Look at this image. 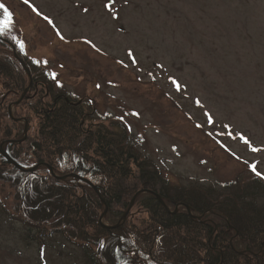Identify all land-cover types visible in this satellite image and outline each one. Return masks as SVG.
<instances>
[{
  "label": "rangeland",
  "instance_id": "rangeland-1",
  "mask_svg": "<svg viewBox=\"0 0 264 264\" xmlns=\"http://www.w3.org/2000/svg\"><path fill=\"white\" fill-rule=\"evenodd\" d=\"M29 2L32 7L0 0L14 17L4 36L42 71L55 73L61 93L93 102L86 126H125L134 145L179 187L242 188L264 180L250 169L256 164L264 173V0ZM26 104L11 106L10 116L29 123L16 119L10 127L22 134L27 126L33 135L38 118L21 110ZM7 132L0 152L8 149ZM16 192L0 181V264H89L82 248L60 234L46 238L40 251L21 221ZM255 203L264 205L263 194ZM133 215L135 226L141 216Z\"/></svg>",
  "mask_w": 264,
  "mask_h": 264
},
{
  "label": "trees",
  "instance_id": "trees-1",
  "mask_svg": "<svg viewBox=\"0 0 264 264\" xmlns=\"http://www.w3.org/2000/svg\"><path fill=\"white\" fill-rule=\"evenodd\" d=\"M4 18L0 10V27ZM10 45L16 46L31 72V90L37 93L28 98L27 92L14 106L20 108L27 101L21 110L38 118L35 133L29 135L28 130L18 148L15 141L23 138L24 129L21 134L10 125L20 122L16 119L29 123V118L13 119L9 107L28 88L29 77ZM1 48L10 53L0 51V81L5 89L0 135L8 131L6 153L22 169L39 168L25 172L0 152V181L15 187L21 221L40 251L46 238L60 234L82 248L89 264H264V205L255 203L259 195L264 197V180L255 179L242 188L233 183L222 189L173 185L134 145L125 126L109 128L100 122L86 126L85 112L94 109L93 102L79 103L69 92L61 93L56 79L4 34ZM39 85L41 90L34 89ZM81 178L91 182L101 197ZM105 205L107 213L101 219ZM132 215L141 216L135 226Z\"/></svg>",
  "mask_w": 264,
  "mask_h": 264
},
{
  "label": "snow or ice",
  "instance_id": "snow-or-ice-1",
  "mask_svg": "<svg viewBox=\"0 0 264 264\" xmlns=\"http://www.w3.org/2000/svg\"><path fill=\"white\" fill-rule=\"evenodd\" d=\"M24 4L26 5H29V7H32L29 0H23ZM0 10H2L4 12V16L5 18L3 19L2 21V27H0V35L4 34L5 32L11 30L12 28V25H13V21H14V17H13V14L12 12L3 4V3H0ZM33 11H36L35 8H33ZM39 14V13H37ZM45 20H48V17H44ZM49 23H51V21H49ZM59 35V33H58ZM60 39L63 40L64 37L61 35L60 36ZM23 42H21V47H23ZM37 63H40L39 61ZM45 65L47 64L46 61L43 62ZM52 79H56V74L53 73L52 75ZM173 84L176 86L177 90L180 89V84H178L175 80L173 81ZM245 143L247 144L248 141L245 140ZM223 147V145H222ZM254 152H258L260 151L259 149H253ZM250 169L251 171L258 177H260L261 179H264V173H262L261 171H258L257 170V165L256 164H251L250 165Z\"/></svg>",
  "mask_w": 264,
  "mask_h": 264
},
{
  "label": "water",
  "instance_id": "water-1",
  "mask_svg": "<svg viewBox=\"0 0 264 264\" xmlns=\"http://www.w3.org/2000/svg\"><path fill=\"white\" fill-rule=\"evenodd\" d=\"M17 57V56H16ZM18 58V57H17ZM19 61H20V63L23 65V67H24V69H25V71H26V73H27V75H28V77H29V86H28V88L24 91V93H23V95H22V97L20 98V100L16 103V105L17 104H19L22 100H23V96H25V94L30 90V88H31V86H32V77H31V73H30V71H29V69L26 67V65H25V63L21 60V59H19ZM11 107H9V114H11ZM27 132H28V127L26 126V128H25V130H24V134H25V136H26V134H27ZM25 138V137H24ZM2 155L11 163V164H13L14 166H16V167H18L19 169H21V170H23V171H26V172H28V170L27 169H22L6 152H4L3 150H2ZM39 167V165H37L36 167H35V169L36 168H38ZM50 170H51V168H50ZM31 172L32 171H34V169L32 170H30ZM73 177H75V176H73ZM76 178H79V176H76ZM81 179H83L85 182H87L89 185H91L92 187H93V185L91 184V182H89L88 180H86V179H84V178H81ZM94 189L96 190V192H97V194L99 195V197H101V195H100V193L98 192V190L94 187ZM137 197V194L133 197V199H132V201H131V203H130V206H129V208H128V211L123 215V218H122V220H125L126 219V217H127V215H128V213H129V210L132 208V206H133V204H134V200H135V198ZM156 197L158 198V200H159V202H161V204L163 205V206H165V208L166 209H168L167 208V206L165 205V203L163 202V200L161 199V197L159 196V195H156ZM102 200V202L105 204V202H104V200L103 199H101ZM106 206V205H105ZM188 210H189V212H190V208H188ZM106 213H107V206H106V209H105V211H104V213H103V215L101 216V219H103L104 218V216L106 215Z\"/></svg>",
  "mask_w": 264,
  "mask_h": 264
}]
</instances>
